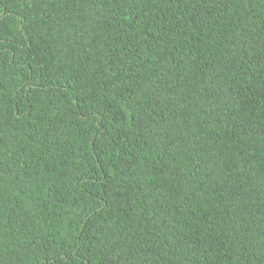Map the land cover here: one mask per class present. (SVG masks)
Segmentation results:
<instances>
[{
	"label": "trees",
	"instance_id": "1",
	"mask_svg": "<svg viewBox=\"0 0 264 264\" xmlns=\"http://www.w3.org/2000/svg\"><path fill=\"white\" fill-rule=\"evenodd\" d=\"M0 264H264V0H0Z\"/></svg>",
	"mask_w": 264,
	"mask_h": 264
}]
</instances>
